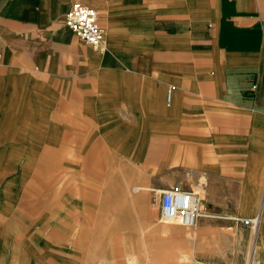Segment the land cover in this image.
Masks as SVG:
<instances>
[{"label":"crops","instance_id":"1","mask_svg":"<svg viewBox=\"0 0 264 264\" xmlns=\"http://www.w3.org/2000/svg\"><path fill=\"white\" fill-rule=\"evenodd\" d=\"M174 186L202 199L191 264H264V0H0V264L163 256Z\"/></svg>","mask_w":264,"mask_h":264},{"label":"built area","instance_id":"2","mask_svg":"<svg viewBox=\"0 0 264 264\" xmlns=\"http://www.w3.org/2000/svg\"><path fill=\"white\" fill-rule=\"evenodd\" d=\"M65 25L69 27L77 37L90 46L96 47L102 44L105 31L102 28L98 12L81 2H74L65 17ZM172 90L167 93L168 101L171 99ZM154 199L158 202L159 221L163 224H178L185 228H195L199 219L203 216L201 211L202 199L198 192L174 186L170 189L158 191ZM243 224L257 230L259 217L252 219H237ZM248 264H261L255 257L254 251Z\"/></svg>","mask_w":264,"mask_h":264},{"label":"rangeland","instance_id":"3","mask_svg":"<svg viewBox=\"0 0 264 264\" xmlns=\"http://www.w3.org/2000/svg\"><path fill=\"white\" fill-rule=\"evenodd\" d=\"M58 161L59 162H56V164H55L56 165L55 166V170H56V176H55L56 177L55 178L56 183H55V185L60 186L62 188L63 185L61 183L59 184L58 182L60 180H62L61 178H62L63 174H59L58 171L61 170V168H59V167L61 166V162H63V161L62 160H58ZM108 162H109L108 160H104V165H107ZM62 165H63V163H62ZM76 179H77V177H76ZM65 180L68 181V178H65ZM137 186L142 187V185L135 184L132 188H129L130 189V196L138 198V196L145 194L147 192L145 190L134 191V188ZM68 188H69V186H68ZM75 188H76V190L74 193L77 195V193H78L77 185H75ZM40 193L42 194V196H46V194H47L46 191H43ZM69 193H71V192L64 190V189L56 191L55 192V199H62L64 197H67L69 195ZM1 194H2V192L0 191V198H5V194H3V196H1ZM6 194H7V192H6ZM155 197H158V195H153V198H155ZM2 207L7 209V208H11L12 206L11 205H6V206L3 205ZM154 208H155L156 213L159 214L158 206H156ZM0 210L4 211L3 209H0ZM160 225L164 227L165 232H166V236H167V242L165 244V255H163V256H158V255H150V256L107 255V256H103V257L104 258H112V260L110 262H114V263L115 262L121 263V262H123V260L125 261L127 258H128V260L131 259L130 260L131 264H163V263H165V264H191V263H193L194 261L191 260V258L184 253L186 251L187 245L184 242V240H182L180 238V236L182 234H187L189 237L194 236L195 232H197L198 226L195 228H185V227L180 226V225L175 224V223H173V224H171V223H169V224L160 223ZM125 241H127V240H125V239L119 240L118 245H120L121 243L124 244ZM134 241L135 242H141L142 240H134ZM230 257L232 258V256H230ZM241 257L242 256H240L239 259ZM133 258H134V260H133ZM163 259H165V261H163ZM216 259H218V258H216ZM217 261L219 262V264H221V262H223V261H221V259H219ZM199 262L204 263L201 260H199Z\"/></svg>","mask_w":264,"mask_h":264},{"label":"bare ground","instance_id":"4","mask_svg":"<svg viewBox=\"0 0 264 264\" xmlns=\"http://www.w3.org/2000/svg\"><path fill=\"white\" fill-rule=\"evenodd\" d=\"M134 190H135V191H140V188H135Z\"/></svg>","mask_w":264,"mask_h":264}]
</instances>
